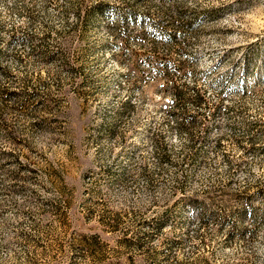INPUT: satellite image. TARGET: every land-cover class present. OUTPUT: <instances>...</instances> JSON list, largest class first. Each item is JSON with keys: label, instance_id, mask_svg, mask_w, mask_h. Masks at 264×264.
<instances>
[{"label": "rangeland", "instance_id": "obj_1", "mask_svg": "<svg viewBox=\"0 0 264 264\" xmlns=\"http://www.w3.org/2000/svg\"><path fill=\"white\" fill-rule=\"evenodd\" d=\"M0 264H264V0H0Z\"/></svg>", "mask_w": 264, "mask_h": 264}]
</instances>
